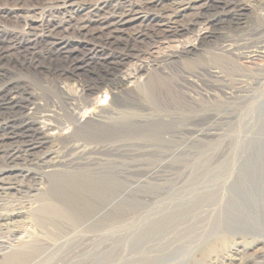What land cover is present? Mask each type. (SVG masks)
Here are the masks:
<instances>
[{"label":"bare ground","instance_id":"6f19581e","mask_svg":"<svg viewBox=\"0 0 264 264\" xmlns=\"http://www.w3.org/2000/svg\"><path fill=\"white\" fill-rule=\"evenodd\" d=\"M14 2L0 6V71L27 72L42 87L50 80L65 114L55 96L43 94L40 102L41 93L28 84L0 81V108L6 105L0 111V264H218L212 255L229 245L218 227L237 216L257 217L247 205L255 201L252 172L264 169V0ZM77 12L81 18L73 21ZM39 14L37 29L26 35L5 28ZM218 23H226L227 32L210 49H198ZM202 25L208 26L192 42L163 46ZM193 51L196 57L184 58ZM132 59L136 63L124 68ZM90 69L96 77H77ZM101 91L108 104L90 108L80 121L87 98ZM6 108L21 117L26 137L19 142ZM65 118L76 124L67 135L61 132ZM142 128L160 142L169 140L165 134L187 136L188 150L175 145L162 154L179 157L177 166L151 169L141 189L128 185L125 204L105 211L107 199H95L83 210H66L39 197L42 202L30 208L39 189L33 171L74 175L106 156H130L144 148L130 140ZM214 232L219 235L208 240ZM237 243L227 248L242 254L238 264H261L256 257L263 255L250 256L249 243Z\"/></svg>","mask_w":264,"mask_h":264},{"label":"rangeland","instance_id":"374dc122","mask_svg":"<svg viewBox=\"0 0 264 264\" xmlns=\"http://www.w3.org/2000/svg\"><path fill=\"white\" fill-rule=\"evenodd\" d=\"M8 1L9 0H0V6H2V5L3 6H5V5L9 6V5H11V3H15L14 2L15 0H10L9 2ZM16 1H18L19 3H27L28 4V3L38 1V0H23V1L16 0ZM165 5H166V3H165ZM156 9H159V8H156ZM45 10L46 9H44V11ZM42 17H43L42 14L34 15L31 20L21 21V23L17 26H13L12 24L7 25L9 28H7V26L5 28L8 32H10V31L14 32V34H16L18 36H21L23 34L26 35L29 32V30H31L32 28L37 29L39 22L42 19ZM5 18L9 20L10 16L9 15L7 16V14H6ZM80 18H81V14L79 12H77L76 14L73 15L72 20L78 21ZM241 18H244V13L241 15ZM225 25H227V24L226 23H218L213 27V29L207 30L210 34L209 35L210 37L208 38V40L205 44L198 46V49H200L202 51L203 50L206 51V50L210 49L212 47V45H214L215 42L217 41V36L227 32L225 30V28H227V26H225ZM202 26H200L199 28L196 27V29L187 33L183 37L174 38V39L168 41L163 46L176 47V46H180L181 43H186L188 41L192 42L193 37L197 33V31L201 28L204 29V27H206L208 25H206V26L202 25ZM235 26L236 25L233 24L234 28H235ZM237 27H238L237 29L242 30L241 26H237ZM92 28L95 29L94 26H92L90 29H92ZM133 28H134V26L131 25L128 27V30L131 31ZM69 39H70L69 41L74 43L75 45L84 43V41L81 39H77V38H69ZM77 53H81V54L84 53L85 54V52H77ZM87 55H88V53H87ZM196 56H197V53H195L193 51V52L189 53L188 55H185L184 58L189 59V58H193ZM134 63H136V60H134V59L129 60L126 63L124 68H127V67L131 68L134 65ZM86 72L87 73H85V72H81V74L78 73L77 77L79 76L78 78L82 79V78H84L83 74H85L86 77L90 76L89 79L96 77V73L94 70L90 69V70H87ZM12 74L11 75H4L0 71V78L2 77L0 79L1 83L9 78V79H12L14 81L16 80V82H18V85H20L21 88H24L25 84H28L30 87V88L28 87L29 90L32 89V91H34V92L37 91V92L41 93V98L39 100L40 102H44L43 101V99H45L43 97L44 95H45V97H47V94L55 96L54 99L58 102V104L59 103L61 104L60 107H57L58 112L60 114H65L64 109H63L64 107H62L63 104L60 102L61 100L59 99L61 97L57 95L55 88L53 87V83L50 80H45L46 78H44V76H42V80L44 79L45 81H47V82H44V87H42L41 83H39L35 77H33L31 74H29L27 72H22V73L21 72H15V73L13 72ZM139 79L141 80V77ZM40 80H41V78H40ZM239 83L242 84V82H239ZM230 84L233 86L236 85L234 83H230ZM128 85H131V84H128ZM70 86L72 87V83L70 84ZM26 94H28V92H25V94L22 96H25ZM15 96H17V98H16V102H17L19 100V98H18L19 95H17V93H16ZM87 100L89 102V107L88 108H82L81 111H79V113H78V117H79L80 121H83L87 117L88 113L90 112V110L92 108L98 107L100 105L105 106L106 104H108L110 98H109V96H106L105 91H101V92L94 93V94L90 95L87 98ZM18 105L19 104H16V106H18ZM124 106L126 109L128 108L129 110L132 109V107H135L134 104H125ZM5 107H6L5 104L2 105L0 108V111L3 112ZM6 110H5V112L8 116V119L12 120V124H11L13 126L12 129L15 132H18V133H16V135L19 137V139H18V142H19L22 140V138L26 137V133H24V131L21 129L20 125H18L19 124L18 120L21 117L18 115H15L16 113L14 111L10 110L9 108H6ZM143 113H144V111H143ZM65 119H67V120H65V123L62 125L61 132L64 135H67L68 133L73 131V126H75L76 124L71 119H68V118H65ZM0 123H2V122H0ZM72 123H73V125H72ZM140 130L137 131L135 134L133 133V135H131L130 140L132 142L138 141V143H141V145H143L144 148L142 149V151H136V152H134V154H132L130 156H127V155L126 156H124V155L106 156L105 159H110V158L115 159L112 161L108 160V162L104 161L105 159H102L104 157H98V158L102 159V162L107 163V164L104 165V163H101V164L97 163L95 165L96 167L94 166V169H83L82 171L84 173L81 170H76V171H74L76 173V174L74 173V175L72 174L73 171H68L69 172L68 173L67 171H64V170L59 171L58 169H57L58 171L54 170V172H53V170L51 172V171H49V169H45V168L41 169L38 172H37V170L33 171V174L36 177V180L38 179L36 181V186H38L39 189H38V191H34V193H32V194H35V192H36L35 196L30 197L33 199L30 202L31 203L30 208L32 206L35 207V205L37 206L40 202H42V201H39L42 198L44 200L43 202L47 201V202H52L55 204L57 203L58 206H60L63 209H66V210H72L75 208H80V210H83L89 203H96V201L98 202L99 200H100L99 203L100 202L106 203V201H107L108 204L107 205L104 204V210L105 209L106 210H112L113 208L116 207V204L118 205L119 203L121 204L122 202H123L122 204H125V202L129 198L128 190H126V189H128V185L129 186L130 185L131 186H137V187L140 186L139 189H141V186L143 184H145V178H146L145 175L148 174V172L151 171V169H152V171L156 170L155 167L157 169H162V168H164V167H162L163 165H168V164L177 166L178 162H176V161H178L179 157H176V156H167L166 157V156H163L164 154H167V153H169V151L173 150L175 145L176 146L178 145L179 148H181V149H187L185 147L187 144L186 143L187 136L179 135V136L170 138L167 134H165L164 136L166 138H168L169 140L160 142V141L153 140L156 136L154 138L152 137V140H151V134L152 133L150 131H149L150 132L149 133L147 128H142V130L141 131ZM56 133H57V130H55V129L50 130L49 131V137L52 138L51 136H55ZM147 136H148V138H147ZM75 141L80 142V140H78V139H76ZM173 152L176 153V152H178V150L177 151L175 150ZM161 155L164 159L161 157ZM118 158H119V160H118ZM169 160H171L172 162ZM109 163H111V164H109ZM17 165H18V163H17ZM110 165H111V167H110ZM113 166L116 169H114ZM121 166H122V168H121ZM148 166H150V167H148ZM97 170L99 173L97 172ZM120 170H121V172H120ZM63 171H64V173H63ZM110 172H111V174H110ZM81 173H83V174H81ZM85 174L87 177L85 176ZM171 174H172V172L171 173L168 172L165 175V177L170 176ZM70 175L72 177H70ZM136 176L137 177L139 176V177L137 178ZM160 176H161L160 178L163 179V176L162 175H160ZM252 176L253 177H252L251 191L253 192V196L255 198V201L253 203H249V205H247L248 199H245V196L242 194V195H240L242 198L241 199L242 200L241 205L243 206L245 203L251 210H253L255 208L254 211H256V212H254V213H256L257 217L256 216L253 217L254 216L253 215L252 216L253 218L252 217H251V219L244 218L245 220H243L242 219L243 215L240 216L241 218L239 216H237L238 218L235 217L234 219H236V220L233 221L232 224L229 222L230 223L229 226H226L223 223L220 227H218V230L217 229L216 230H217V232H222V234H224L228 237L227 241H229V245H227V247H229V248H231V246H232L231 244H233V243L238 242L237 245H239V244H243L245 242H248L250 245L246 243L247 248L245 249V251L247 253H250L251 254L250 256L256 257L258 255H263L262 258H260L261 260L256 257V261H261V264H264V195H263L264 194V169H262V167L261 168H255L252 172ZM134 177H136V179ZM142 177H144V178H142ZM122 183H123V185H122ZM253 185H254V188H252ZM120 190H121V192H120ZM123 190H125V191H123ZM112 191L113 192L115 191V192L112 193ZM125 192L128 196L125 194ZM95 196H96V198H95ZM39 197H40V199H39ZM95 199H96V201H95ZM101 199H103V201ZM70 200L72 203L70 202ZM87 202H89V203H87ZM255 202H257V203L260 202V204L256 205ZM104 210L103 211L101 210L99 213L104 212ZM26 223L27 222L22 223V226L25 225ZM217 232L210 234L207 237V239L209 240L215 236H218L219 233H217ZM214 234H215V236H214ZM211 235H212V237H211ZM251 242L252 243L254 242L253 245L251 244ZM227 247L225 246L224 248H222V250H219L217 252V254L215 252L212 255L213 260L218 262V264H227L226 257H229V255H231V254L232 255L230 257H232V258H231V260H229V264H232V263L238 264L239 261L243 260L241 253H239L238 255H236V254L234 255V253H232L234 250H231ZM224 250H226V251H224ZM238 250H241V247Z\"/></svg>","mask_w":264,"mask_h":264}]
</instances>
